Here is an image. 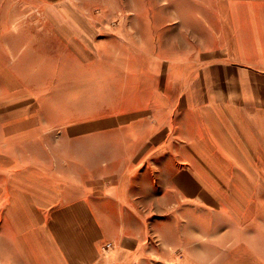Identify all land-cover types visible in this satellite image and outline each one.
Returning <instances> with one entry per match:
<instances>
[{"label": "crops", "instance_id": "obj_1", "mask_svg": "<svg viewBox=\"0 0 264 264\" xmlns=\"http://www.w3.org/2000/svg\"><path fill=\"white\" fill-rule=\"evenodd\" d=\"M209 1L190 7L188 21L168 8L169 27L194 28L195 51H120L95 131L65 126L67 140L98 141L99 162L67 185L80 223L64 248L36 247L37 264H264V0ZM237 172L258 179L221 175ZM58 190L50 183L48 197L29 202L18 187L14 218H28L25 204L58 218ZM15 234V262L25 264L24 222ZM107 237L115 247L104 250ZM151 251L161 260L144 258Z\"/></svg>", "mask_w": 264, "mask_h": 264}, {"label": "rangeland", "instance_id": "obj_2", "mask_svg": "<svg viewBox=\"0 0 264 264\" xmlns=\"http://www.w3.org/2000/svg\"><path fill=\"white\" fill-rule=\"evenodd\" d=\"M209 3L0 0V264H17L19 223L23 226L24 222L26 228L25 264H37L33 259L36 247L62 248L72 225L80 223L68 214L74 189L67 185L87 176L83 164L97 167L99 144L96 139L67 140L65 126H74L75 132L95 131L91 119L97 118L98 106L113 100L117 53L153 52L161 57L177 50L195 51L194 28L169 27L168 8L181 7L188 21L193 19L190 7H210ZM83 121L87 124L82 125ZM83 149L94 154L83 155ZM92 173L97 177V172ZM229 174L221 173L226 179H258L257 172ZM50 183L59 188L54 209L61 217L40 219L35 205L25 204L28 218L23 222L14 218L18 187L29 201L38 192L48 197ZM41 227L45 229L42 234L37 232ZM7 240L9 251L2 253ZM110 242L114 243L107 237L99 247ZM146 256L161 260L153 251ZM102 258L111 260L112 251Z\"/></svg>", "mask_w": 264, "mask_h": 264}, {"label": "built area", "instance_id": "obj_3", "mask_svg": "<svg viewBox=\"0 0 264 264\" xmlns=\"http://www.w3.org/2000/svg\"><path fill=\"white\" fill-rule=\"evenodd\" d=\"M111 246H112V244L109 243V244H107L103 249H104V250H106V249L108 250L109 248H111Z\"/></svg>", "mask_w": 264, "mask_h": 264}]
</instances>
